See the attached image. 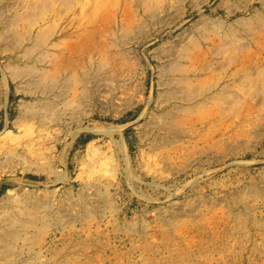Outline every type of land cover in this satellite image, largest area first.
I'll list each match as a JSON object with an SVG mask.
<instances>
[{"label":"rangeland","instance_id":"rangeland-1","mask_svg":"<svg viewBox=\"0 0 264 264\" xmlns=\"http://www.w3.org/2000/svg\"><path fill=\"white\" fill-rule=\"evenodd\" d=\"M0 264H264V0H0Z\"/></svg>","mask_w":264,"mask_h":264}]
</instances>
